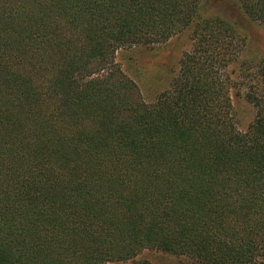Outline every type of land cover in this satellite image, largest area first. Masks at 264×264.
Here are the masks:
<instances>
[{"label": "trees", "instance_id": "16d2710c", "mask_svg": "<svg viewBox=\"0 0 264 264\" xmlns=\"http://www.w3.org/2000/svg\"><path fill=\"white\" fill-rule=\"evenodd\" d=\"M206 2L0 0V264H264V58L239 62L245 40ZM235 2L264 27V0ZM187 30L147 103L117 53Z\"/></svg>", "mask_w": 264, "mask_h": 264}, {"label": "rangeland", "instance_id": "374dc122", "mask_svg": "<svg viewBox=\"0 0 264 264\" xmlns=\"http://www.w3.org/2000/svg\"><path fill=\"white\" fill-rule=\"evenodd\" d=\"M203 13L204 16L220 17L230 23L240 36L239 38L245 40L246 49L240 55L239 62L245 59L247 55L256 61L264 58V27L251 21L242 12L235 0H207ZM191 40V31L187 30L163 44L120 50L117 53V62L125 74L137 84L143 99L147 103H152L156 101L160 93L170 87L172 80L179 72L183 54L191 49ZM228 70L231 79L229 85L232 86L235 122L240 130H246L253 118L254 110L244 99L243 90L237 83L240 82V64L233 63ZM239 92L241 95L237 94ZM121 264L196 263L190 258L155 250H145L134 259Z\"/></svg>", "mask_w": 264, "mask_h": 264}]
</instances>
